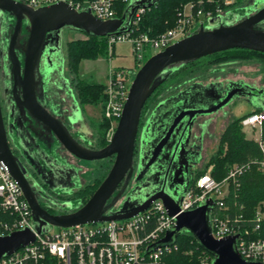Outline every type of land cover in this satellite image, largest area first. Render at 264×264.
I'll use <instances>...</instances> for the list:
<instances>
[{
    "label": "water",
    "instance_id": "95a60500",
    "mask_svg": "<svg viewBox=\"0 0 264 264\" xmlns=\"http://www.w3.org/2000/svg\"><path fill=\"white\" fill-rule=\"evenodd\" d=\"M139 6L140 2L134 4L129 18ZM0 13H7L16 19L6 55L10 62L8 70L13 80L15 111L20 114V135L25 136L18 144L21 152V156H18L8 142L0 110V160L22 188L39 233L49 225L71 227L126 220L161 199L169 214L176 216L177 222L161 239L162 243L173 244L180 235L190 233L203 248L214 255L213 264H264L246 261L242 257L237 249V236L216 239L212 235V201L184 212H180L178 204L189 183L188 168L198 162L191 160L190 165L187 158L190 154L192 130L198 118L211 116L223 110L234 99L253 95V92L256 97L262 93L264 95V90L251 88V85L243 80L230 81L227 84L192 83L176 95L161 101L150 113L142 131L139 165L136 171V181H142L119 203L135 170L141 118L148 99L179 65L233 48L264 52V3L241 21L232 24H221L218 16L210 18L207 25H201L191 35L150 56L134 73L117 128L112 139L102 148H90L82 144L68 125L46 108L44 83L51 68H42L41 61L46 50L60 46L64 28L95 37H105L123 31L128 25L127 16L102 20L90 9L78 11L65 2L34 9L16 0H0ZM26 18L29 19L30 26L22 62L16 48L23 38V24ZM261 102H264V96ZM259 107L264 109V103H260ZM15 111H12L13 117ZM28 121L41 133L54 136L58 140L50 152L31 135L34 130L31 124L26 123ZM57 144H61L73 156L86 161L114 158L109 173L82 206L63 210L68 207V203L42 195L62 209V213H52L42 205L38 197L42 189L35 178L37 174L43 183L53 190L63 189L66 192L73 187L74 183L67 184L66 177L70 180L77 178V166L70 164L57 153ZM30 167L35 173H30ZM118 203L120 208H115ZM35 239L36 236L30 229L0 236V258L12 254Z\"/></svg>",
    "mask_w": 264,
    "mask_h": 264
},
{
    "label": "built area",
    "instance_id": "2783aa9c",
    "mask_svg": "<svg viewBox=\"0 0 264 264\" xmlns=\"http://www.w3.org/2000/svg\"><path fill=\"white\" fill-rule=\"evenodd\" d=\"M16 1L34 9L65 2L78 11L90 9L97 18L109 20L116 18L115 5L118 0ZM225 2L231 3L230 0ZM194 8L193 3L185 5L178 24L157 36L148 33L133 35L129 24L123 31L110 34L107 36L110 57L113 46L119 42H127L131 44L136 61L143 63L149 51L151 56L152 51L153 55L161 52L194 33L201 25H207L210 18H216L210 11L203 19V12L195 11ZM144 10L145 7H139L136 11L137 17ZM223 12L218 10V16ZM134 73V70L115 68L108 74L102 115L110 123L109 140L112 139L123 113L130 90L129 82L131 78L134 79ZM241 125L247 138L258 142L262 155L253 161L264 171V111L245 115ZM251 165L252 162L236 163L221 180L213 176L210 167L189 181L178 204L180 212H184L212 201V235L216 239L237 236V249L242 257L246 261L264 263V200L257 203L251 214L245 213L244 205L237 201H234V208L228 203L231 196L238 192L240 178ZM176 224V216L170 215L164 202L158 199L145 211L126 220L60 227L58 231L47 227L39 233L22 188L0 160V236H9L24 229H30L36 236L34 242L10 255L2 256L0 264H166V254L178 249V246L176 241L173 244H164L161 239ZM198 258V264L214 262V258L205 250Z\"/></svg>",
    "mask_w": 264,
    "mask_h": 264
},
{
    "label": "trees",
    "instance_id": "16d2710c",
    "mask_svg": "<svg viewBox=\"0 0 264 264\" xmlns=\"http://www.w3.org/2000/svg\"><path fill=\"white\" fill-rule=\"evenodd\" d=\"M130 2L131 0L126 2L122 0L117 1L115 5L116 18H122L126 15L127 24L130 25L133 35L148 33L152 36H157L175 27L180 19V13L187 4L193 3L195 5V11L201 10L203 12V19L207 17V13L210 11L217 17L218 10L226 11L235 7L237 4V2L227 4L225 0H141L136 2H140L139 7H145L144 12L137 17L136 11L138 7L129 18L132 8ZM81 33L85 37L75 38L67 43L68 69L71 74V84L74 86L78 100L82 105L87 104L103 107L106 100V84L103 82H94L82 77L80 75V68L81 63L85 60L110 57L108 37H95L85 32ZM114 48L115 46H113ZM148 57L150 55L146 56V58ZM252 58H259L264 61V52L247 48H233L179 65L148 99L143 109L142 118L147 115L151 100L168 83L171 86L175 85L176 88H181L188 84L189 81L199 77L201 72L208 70L209 64L223 63L230 59ZM260 111H264V109L255 107L250 113ZM243 117L239 116L228 122L221 133L216 152L210 156L203 167L197 169L194 178L212 167L213 176L221 180L226 176L228 169L234 164L252 162L248 171L240 178L241 185L238 192L236 195L233 194L228 201L233 208L236 201L239 204H243L246 210L245 213L251 214L257 203L264 200V171L260 170L257 163L253 161L260 158L262 153L258 142L254 139L247 138L241 125ZM109 126V121L104 117L98 122L97 131L99 134V147L101 148L109 143L106 139V132ZM262 136L264 138V125ZM101 182L102 180H98L96 184L87 185L84 188L74 191V198L81 201L80 206L89 200ZM176 243L178 249L166 254V264H198V257L204 250L215 259L214 255L203 248L190 233L180 235Z\"/></svg>",
    "mask_w": 264,
    "mask_h": 264
},
{
    "label": "rangeland",
    "instance_id": "374dc122",
    "mask_svg": "<svg viewBox=\"0 0 264 264\" xmlns=\"http://www.w3.org/2000/svg\"><path fill=\"white\" fill-rule=\"evenodd\" d=\"M136 1L141 0H131L130 6L133 7ZM230 1L237 2V4L235 7L224 11L218 16L221 24H232L241 21L245 16L250 15L251 13L256 11L257 8L262 3H264V0ZM83 37L85 36L80 31L70 28L63 29L60 46L58 49L61 62L58 63L54 70L50 71V74L47 77L48 81L46 83V97L48 99V110L63 121H65L67 117L62 113L66 109H70V112H72L71 105L74 100L76 101V104L79 103L76 90L70 84L71 74L68 69L67 43L72 39ZM113 50L114 52L112 57H101L96 60L83 61L81 63L80 75L94 82L106 83L108 81V74L112 69L125 68L129 71L134 70L135 72H137L145 63H138L136 61L131 44L127 42L117 43ZM150 54L151 52L149 51L148 55ZM148 58H146V60ZM2 63L3 59L0 56L1 87H3L5 83L4 77L2 75ZM207 69L208 70L201 72L199 77L189 81L188 84L181 88H176L175 85L171 86L170 83L165 85L161 90L158 91V93L149 103L150 106L148 107L147 115H145L144 119H146V117H149L152 110L161 101L173 95H176L180 90L185 89L192 83H202L204 85H207L212 82H223L227 84L230 81L243 80L253 84L256 87H259L261 90H264V61L259 58L238 60L230 59L223 63H213V65L209 64V67ZM131 80L133 81L132 78ZM131 80L129 82L130 86L132 82ZM61 85L62 88H60ZM79 105L80 108L84 111V118H86V121L84 118L78 120V124L80 125L77 126V132L85 136L86 140L89 143H95V146L99 147V134L97 131V126L98 121H100L102 107L87 104ZM255 107H258V103L255 101H250L245 98H236L231 101L228 107L224 108L218 113H215L211 116L198 118L192 130L189 149H192L195 146L197 147L196 150L198 152V156L195 158V160L198 162L199 160L202 161L200 164L198 163L199 168L203 167L210 156L216 152L219 138L228 122L233 118L249 114L255 109ZM54 109H56L60 115L57 114L56 110L53 111ZM87 113L92 114V116H89ZM6 117L7 121H9V123L11 124L14 117L12 116V113L9 112V110L6 111ZM102 117L103 115L101 116V118ZM109 131H111L110 126L106 132V139L108 141H110L108 138ZM9 135L11 145L13 147H18L17 144L20 141L18 128L13 131L10 129ZM58 146L60 147L58 148V152L61 154V156H63L68 162L75 163L77 166V163L73 162L74 160L72 159V157H69L70 153L65 150L61 144H59ZM201 157L203 158L201 159ZM113 162V157L94 161L82 160L81 165L83 167V170L80 171L78 177L75 178V184L73 185V187L70 188V190H66V192H64L63 189L60 190V193H63L65 196L62 197V203H68V207L63 208V210H72L78 208L81 204V201L74 198V191L80 188H84L87 185L96 184L98 180L103 181L109 173ZM196 169H198V167ZM132 188L133 186H128L127 190L123 194V199L129 195V193L133 190ZM123 199H121L119 203ZM55 209L58 212L62 211V209H60L59 207H56ZM48 227H52L56 231L60 229V227L52 225H49Z\"/></svg>",
    "mask_w": 264,
    "mask_h": 264
},
{
    "label": "flooded vegetation",
    "instance_id": "af4514ba",
    "mask_svg": "<svg viewBox=\"0 0 264 264\" xmlns=\"http://www.w3.org/2000/svg\"><path fill=\"white\" fill-rule=\"evenodd\" d=\"M15 25H16V19L13 16L8 15L7 13H0V56L3 59L2 75H3L4 80H5V83H4L3 87L0 86V110H1V113H2V118H3V121H4V125H5V128H6V131H7L8 142H9L12 150L14 151V153L16 155H18V156H21L20 149H18V147H13L11 145V143H10V135H9L10 129L13 131L16 128H18V134L20 135V133H21V131L19 130L20 127H19V124H18L19 123L18 121L20 120V114H19V112L15 111V103H14L13 94H12L13 80H12V76L10 75L9 70H8L10 62L8 61V56L6 55L8 53V48H9V44H10V40H11V35L13 33ZM29 26H30L29 19L26 18L24 20V24H23V38L21 39V43H20L19 47L16 48V52H17V54H18V56H19V58L21 59L22 62H24V57H25V47H26V42H27L28 36H29V31H28ZM58 49H59V47H54L52 49H48V50L45 51V53H44V55L42 57V61H41L42 68H44V67L47 68L48 66H49V68H51V70H54L56 68L58 63L61 62ZM47 81L48 80H46V82L44 83L45 98H46V83H47ZM245 82L250 84L251 88H256L258 90H261L259 87H256V86H254L253 84H251V83H249L247 81H245ZM70 84H71V81H70ZM60 88H62V85H61ZM254 93L255 92H253V95L245 96V97H241V98H245V99H248L250 101H255L260 106V103H264V102H261L264 95L262 93V94L258 95V97H256V96H254L255 95ZM79 104H81V103L79 102ZM228 106H226V107H228ZM46 108H48L47 107V103H46ZM7 110H9V112H11V113H12V111H15V113H14L15 117L13 118L11 124L9 123V121H7V117H6V111ZM71 111H72V114H71L70 119L75 122V125L77 124L76 126H79L80 124H78L79 123L78 122V120H79L78 119V115L80 116V114L82 113V110H81L80 106H78L76 103H73V105L71 107ZM147 119H148L147 117H146V119H144V118L141 119L140 130H139L138 141H137V145L138 146L136 148V154H135V170H134L131 182L129 184V187L133 186V188L135 186H138L139 182L142 181V180L136 181V177L138 176V173H136V171H137V167L139 165V151H140V146H141L142 131H143L144 127H145ZM29 121L26 122V123H28L29 125L31 124L32 128L34 130V131H32L31 135L33 137H35L37 142L41 143L42 146L44 148H46V150H48V152H50V150H52L54 148V145L56 143H58V140L54 136H49L48 134L45 135V134L41 133L39 131V129H37L35 126H33V124L30 123ZM67 125L70 128V130L73 133V135L82 144H84V145H86V146H88L90 148H100V147H96L92 143H89L82 134H79L77 131L75 132L73 130V128H74L73 126L74 125L71 126L70 123L67 124ZM24 138H25L24 135H20V141L24 140ZM20 141L18 142V144L20 143ZM18 144H17V146H18ZM196 149H197L196 146L193 147L192 149H189L190 154L187 157L189 160L188 159L187 160L190 162L189 163L190 165L192 163L191 160H194L198 156V152H197ZM57 153L60 155L59 152H57ZM69 157H72V159L74 160L73 162L77 163V173L79 175L80 171L83 170V167L81 165L82 159H79V158L73 156L72 154H70ZM70 164L76 166L75 163H70ZM197 164H198V162L195 163V164H192V166H189L190 168H188L189 181L195 175ZM186 169L187 168L185 167V171H186ZM29 171H30L31 174L35 173V171L31 167L29 168ZM71 173L74 174V171L71 170ZM71 177H72V175H71ZM35 178L38 181V183L40 184L41 189H42L41 194L40 193L38 194V197H39L42 205L45 208H47L52 213H62L63 211L58 212L55 209L56 206L53 205L49 201V199L45 198V197H49L50 196V197L56 198L57 200H62V197H65V196H64L63 193H60L61 189L53 190V189L49 188L46 184L43 183V181L41 180V178L37 174H35ZM75 178L76 177H73L70 180V178L66 177L67 184H71V183L75 184ZM42 195H44L45 197H43ZM121 199H123V196H122ZM116 208H120V205L118 204L116 206Z\"/></svg>",
    "mask_w": 264,
    "mask_h": 264
},
{
    "label": "crops",
    "instance_id": "0c3cea01",
    "mask_svg": "<svg viewBox=\"0 0 264 264\" xmlns=\"http://www.w3.org/2000/svg\"><path fill=\"white\" fill-rule=\"evenodd\" d=\"M46 99V103H47V101H48V99H47V97L45 98ZM76 101L74 100L73 102H72V105H73V103H75ZM72 105H71V107H72ZM77 105L78 106H80L79 105V103H77ZM47 107H48V104H47ZM52 110V109H51ZM56 109H54L53 111H55ZM82 110V109H81ZM57 111V110H56ZM57 114H59L58 113V111H57ZM64 116H66L67 118H66V120H65V122L67 123V124H71V126L72 125H74L73 127V130L76 132L78 129H77V126L75 125V122L73 121V120H71L70 119V117H71V114H72V112H70V109L69 110H65L63 113H62ZM88 114V113H87ZM60 115V114H59ZM89 116H92V114H88ZM84 111L82 110V113L80 114V116L78 115V119H81V118H84ZM101 116H102V110H101V114H100V121L102 120V118H101ZM62 117V116H61ZM63 118H65V117H63ZM85 119V121H86V118H84ZM99 122V121H98ZM85 137V136H84ZM86 138V137H85ZM92 143V142H91ZM97 143V142H96ZM92 144H94L95 145V143H92ZM203 157H201V159H202ZM202 161L201 160H199V164L201 163ZM197 167H198V169H199V165L197 164ZM196 171H197V169H196ZM196 173V172H195Z\"/></svg>",
    "mask_w": 264,
    "mask_h": 264
},
{
    "label": "bare ground",
    "instance_id": "6f19581e",
    "mask_svg": "<svg viewBox=\"0 0 264 264\" xmlns=\"http://www.w3.org/2000/svg\"><path fill=\"white\" fill-rule=\"evenodd\" d=\"M48 109V108H47Z\"/></svg>",
    "mask_w": 264,
    "mask_h": 264
}]
</instances>
